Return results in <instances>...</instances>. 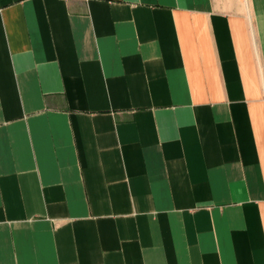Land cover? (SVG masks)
I'll list each match as a JSON object with an SVG mask.
<instances>
[{
    "label": "crops",
    "instance_id": "crops-1",
    "mask_svg": "<svg viewBox=\"0 0 264 264\" xmlns=\"http://www.w3.org/2000/svg\"><path fill=\"white\" fill-rule=\"evenodd\" d=\"M0 264H264V0H0Z\"/></svg>",
    "mask_w": 264,
    "mask_h": 264
}]
</instances>
